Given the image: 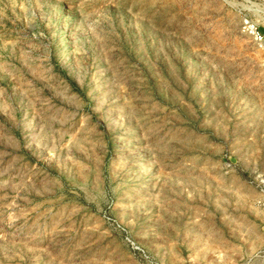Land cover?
<instances>
[{
  "label": "rangeland",
  "instance_id": "rangeland-1",
  "mask_svg": "<svg viewBox=\"0 0 264 264\" xmlns=\"http://www.w3.org/2000/svg\"><path fill=\"white\" fill-rule=\"evenodd\" d=\"M237 8L0 0V264H148L127 239L193 264L206 238L264 264V68Z\"/></svg>",
  "mask_w": 264,
  "mask_h": 264
},
{
  "label": "built area",
  "instance_id": "built-area-1",
  "mask_svg": "<svg viewBox=\"0 0 264 264\" xmlns=\"http://www.w3.org/2000/svg\"><path fill=\"white\" fill-rule=\"evenodd\" d=\"M237 4L238 31L258 52L259 64L264 68V0H237ZM255 185L258 192V204L264 209V177L257 176ZM127 243L138 258L148 264H155L140 246L128 239Z\"/></svg>",
  "mask_w": 264,
  "mask_h": 264
},
{
  "label": "crops",
  "instance_id": "crops-1",
  "mask_svg": "<svg viewBox=\"0 0 264 264\" xmlns=\"http://www.w3.org/2000/svg\"><path fill=\"white\" fill-rule=\"evenodd\" d=\"M227 243V240L215 241L213 238H206L204 242H195L193 244V264H246V253L239 249L240 246L244 247L245 243L237 241L236 244L230 245L228 250L225 249L229 246ZM252 263L259 264L260 259L253 258Z\"/></svg>",
  "mask_w": 264,
  "mask_h": 264
}]
</instances>
